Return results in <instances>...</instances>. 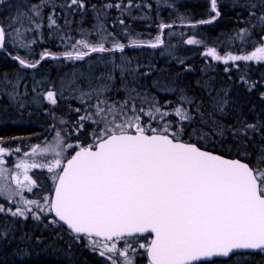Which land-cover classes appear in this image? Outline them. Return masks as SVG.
I'll list each match as a JSON object with an SVG mask.
<instances>
[{
  "label": "snow or ice",
  "instance_id": "obj_1",
  "mask_svg": "<svg viewBox=\"0 0 264 264\" xmlns=\"http://www.w3.org/2000/svg\"><path fill=\"white\" fill-rule=\"evenodd\" d=\"M51 2L39 0L31 4L27 12H17L7 27L0 24V50H5L9 38L20 48H29L35 43V40L25 42V34L39 31L42 12ZM2 3L4 0H0ZM74 5L85 8L83 0H70L67 6ZM247 7L251 27L264 30V0ZM258 7L259 15L252 11ZM209 13L210 18L199 23L211 24L221 15L218 0H209ZM253 17L255 22L251 21ZM48 22L49 28L57 26L54 15L48 16ZM159 27L162 33L172 25L160 24ZM243 32L246 34L249 29L245 28ZM76 43L81 48L73 46V50L65 51L62 57L45 50L34 61L20 55H14L12 59L21 68L36 69L46 59L80 61L92 53H123L126 47L119 42L105 47L103 41L93 45L83 39ZM162 43L161 36L157 35L146 45L132 40L127 46L157 48ZM186 43L199 42L189 38ZM204 55L223 60L225 64L229 60L264 61V46L244 56L222 57L215 48H208ZM116 69L121 74L119 89L115 88ZM126 71V67L115 65L113 71L98 76L95 85L89 84L87 91L80 90L79 86L75 89L79 91L77 98L86 103L85 114L80 115L78 121H90L96 126L92 144H67L65 150H78L66 160L63 151L53 149L54 158L51 160L44 163L21 161L16 165L23 170V181L18 176L12 179L17 188L26 186L28 191L35 187V182L28 176L29 168H47L55 185L54 198L45 196V203L41 204L39 200L25 199L18 191L0 187V196L12 203H16L13 197L19 196L23 205L15 210L0 205V213L10 212L12 217L23 219H28L27 214L32 213V219L40 220V215L29 207L35 205L41 213L54 215L56 219L51 223L62 222L77 242L86 241L93 251L99 250V255L106 257L111 264H118V258H122L119 264H134L129 249L133 246L132 238L138 236L151 237L147 244L139 243V248L147 253L149 264H232L233 261L246 264L244 253L264 255V121L248 122L242 111L234 107V123L222 122L220 118L229 115L227 91L216 95L209 93V111L196 105L204 127L194 129V135L202 140L230 137L244 149L239 153L244 159L225 158L203 150L196 143L182 140L183 127L174 130L166 124L161 131L151 125L146 127L144 115L152 120L155 119L154 112L161 117L168 113L161 112L155 105L148 111L142 106L137 107L140 94L124 80ZM18 84V80L13 83L7 76L0 80V88L5 90L3 95L23 108L25 101L18 92ZM9 87L11 91H6ZM253 87L250 85L248 91ZM121 90L125 94L122 100H113L107 95ZM33 92L53 107L58 103V95L63 96L62 91L58 93L51 89L40 93L34 88ZM260 98L264 100V93ZM184 102L193 103L188 99ZM75 111L79 113L81 109ZM238 111L239 115L236 114ZM175 113L181 121H194V117L181 108ZM53 118H56L54 114ZM59 123L63 125L67 121L60 118ZM79 127L82 129L83 123ZM254 136H258L259 141ZM55 137L57 147L64 144L59 129ZM249 143L256 148L254 153L247 150ZM48 151L49 148L36 145L26 155L38 152L45 155ZM5 152L0 148V156ZM3 163L4 160L0 159V165ZM6 171L0 169V176ZM24 181L28 182L27 185ZM101 239L106 241L102 250ZM119 241H123L125 247L118 248Z\"/></svg>",
  "mask_w": 264,
  "mask_h": 264
},
{
  "label": "trees",
  "instance_id": "obj_2",
  "mask_svg": "<svg viewBox=\"0 0 264 264\" xmlns=\"http://www.w3.org/2000/svg\"><path fill=\"white\" fill-rule=\"evenodd\" d=\"M38 2L39 0H4V3L0 4V24L7 27L17 12H27L31 4ZM69 2L70 0H52L51 4L44 8L42 27L39 31H29L25 34V42L35 40L29 48L11 46L9 38L4 52L0 53V80L5 76L13 83L18 80V88L28 91L30 85L27 81L30 79L17 77L20 72L25 74L32 71L42 72L47 75L46 80L49 82L51 79H57L62 70L58 71L53 64L60 60L46 59L34 70L22 68L21 71L19 64L11 57L20 55L29 58L33 55L32 59L35 60L45 50L62 57L64 42L76 35L86 34L95 28L94 24L97 21L102 22L101 28L96 31L94 29L91 36L101 40L104 37L102 41L105 47H110V42L112 40L115 42L116 39L119 43L126 42L125 36L135 33L134 30L151 36L154 30L152 28L160 22L172 25L170 31H177L184 24H193L195 26L184 28L189 27V35L199 43L187 49L180 41H169L170 47H175V52L167 57V62L152 56L148 48L141 46L136 50L125 48L123 53H92L90 59L97 61L89 78L97 81L96 78L101 74L113 71L115 65L126 67L128 71L124 74V80L140 94L136 101L137 107L142 106L148 111L153 110L152 105H155L161 112H167L165 120L174 130L184 128L181 139L186 142L196 143L203 150L226 158L244 159L239 155L244 149L230 137L225 140L218 137L202 140L193 134V130L204 127L200 123V113L196 105L209 111L207 103L209 93L212 95L225 91L228 93L229 115L220 118L217 114V118L222 122L234 123L235 117L232 115L234 107L242 111L248 122L264 121V100L260 98L261 93H264V68L261 65H245L244 60L217 65L201 57V53L206 52L208 48H215L219 55L227 53L234 56H243L255 51L261 43L264 30L251 27L247 6L250 3H258V0H218L221 15L211 24L199 23L210 18L209 0H83L85 4L83 9L75 5L69 8L67 6ZM117 4L120 5L119 8L116 7ZM252 11L260 14L259 7ZM49 15H54L56 27H48ZM251 21L255 22V18H251ZM129 24L130 27H127ZM245 28L249 29L246 34L243 32ZM84 81L83 77L81 82ZM250 85L254 87L248 91ZM115 88H121V74L118 69L115 70ZM9 89L10 87L6 91ZM4 91L0 88V145L3 148H12L18 144L36 143L38 132L41 131L37 125L46 123L44 115L37 109L20 108L11 104L8 97L3 95ZM116 94L122 99L125 95L122 90L107 93L110 98ZM186 99L193 103H185ZM70 104L72 107L86 105L77 102ZM63 107L69 109V106ZM177 108L189 112L194 121H181L175 113ZM70 113L67 114V118ZM236 114L239 115L240 112ZM162 118L160 116V119ZM27 120L28 122H25ZM154 120L143 116V122L151 123ZM77 123L83 122L77 119ZM254 139L259 141L258 136H254ZM247 150L254 153L256 148L249 143ZM54 225L61 234L58 238L47 235L46 232L39 233V226L35 228L30 220L24 223L19 221L11 223L0 214V264H103L61 227ZM138 239L146 241L148 238Z\"/></svg>",
  "mask_w": 264,
  "mask_h": 264
},
{
  "label": "rangeland",
  "instance_id": "obj_3",
  "mask_svg": "<svg viewBox=\"0 0 264 264\" xmlns=\"http://www.w3.org/2000/svg\"><path fill=\"white\" fill-rule=\"evenodd\" d=\"M97 22L94 24L95 28L91 29L90 31H87L86 34L76 35L73 38H71L69 41L64 42V45H63L64 49L62 52L72 51L73 46H75L76 48H81V46L77 44L76 42L82 39L86 40L87 42L93 45L102 42L104 37L101 40V39H96L93 36H91V34L94 33L93 32L94 29L96 31L97 29L101 28L102 22L101 21H99L98 23ZM160 24H163V23L160 22L156 25L155 28H152L154 30H153V35L151 36L148 33L136 32L135 30H134L135 33L125 36L124 38L126 39L125 40L126 42H124V44L126 45L125 48L136 50L138 49V47L127 46L130 44L132 40H136L137 42H140V43H149V42L154 41L157 35H160L163 43L157 48H148V49L152 56H155L167 62V57H170L175 52V47H170L171 45L169 41H172V40L176 42L180 41V44H182L187 49L193 46V44L189 45L186 43L187 39L189 38L194 39L193 36L189 35L188 33V30L190 29L189 27L184 28V26L179 25L181 29L177 31H170L172 30L170 29L171 28L170 27V28H165L163 32L161 33V30L159 27ZM127 27H130V24L127 25ZM116 42H118L117 39L115 40V42L114 40H112V42H110L111 43L110 47H112V45ZM10 44L11 46L16 47V45H14L12 40ZM261 46H264V39H261V43L258 47H261ZM81 50L86 51V49H81ZM252 52L248 54H244V55H250ZM204 53L205 51L201 53V57L206 58L207 60L217 65L225 64L223 62L221 63V61H217L213 59L210 56H205ZM91 55L92 54L86 56L83 60H80V61H70V60L61 58L59 59L60 61L54 62L53 66L57 68L58 71L62 70V72H67V73L61 72L58 75V78L55 77L57 79L55 78H54L55 80L51 79L50 82L46 80L47 75L42 74V72L32 71L29 74L27 73L25 74L24 72L19 73L17 77L19 78L27 77L30 79L29 81H27L29 82L30 90L25 91V90H22L21 88H18V92L21 94V96L23 97L25 101L24 107H30L34 110L37 109L39 113L44 115L46 123L37 125L41 129V131L38 133V136H37L38 138L36 139V143L34 144L33 143H23V144H18L12 148H4L6 150L5 155L0 156V159L4 160V163L0 165V169H6L7 171L4 172L2 176H0V187H6L13 192L18 191L20 195L25 197V199L39 200L41 204H44L45 203L44 197L47 196L50 199L51 191L54 185L53 180L51 178L52 173H49L47 168H40V167L29 168L28 176L32 179V181L35 182V187H32L31 191H28V187L26 186L22 188H17L16 181L12 179L13 176H18L19 179L23 181V170L16 168V165L20 163L21 161H25L29 163H32V162L44 163L48 160H51L54 158L53 149L55 151H63V159L65 160L75 149V148H69L65 150V146L67 144L83 145V144L93 143V132L96 126L92 124L90 121H83L84 127L82 129L80 128L81 131H77V130L75 132L70 131L71 128H75L77 125H80L79 123H77V119L80 115L85 114V107H86L85 104H84V107L82 106L72 107L71 106L70 104L71 102L82 103L80 99L77 98L79 96V91L75 90L76 87L79 86L80 90L87 91L89 84L95 85L97 83V81H93L91 80V78H89L90 72L93 71V69L91 68L96 66L95 62L97 61L95 59L94 60L90 59ZM228 55H232V54L226 53L220 56L226 57ZM32 57L33 55H30V57L27 59H29L30 61H34ZM37 59H39V56L37 57ZM243 64L261 65L264 68V61L251 60V61H245V63ZM20 70L22 71V68ZM29 70H34V69H29ZM83 77L85 81L81 82V79ZM34 88L37 90V92H40V93H44L49 89L57 91L58 93L62 91L63 96L61 97L58 95V103L55 107H53L48 102L44 101L42 96H37L36 92H33ZM9 91H11V88L9 89ZM117 94L113 98L111 97V99L122 100V97L121 96L118 97ZM9 102L13 105H16V106L18 105V103L16 102H12L10 100ZM88 103L90 104L92 103V101H88ZM63 105L69 106V109H65ZM76 108H80L81 112L79 113L76 112L75 111ZM69 112L71 113L69 115V118H67V114ZM53 114L56 117L55 119L53 118ZM154 116H155V120L152 121L151 123L144 122L146 127L148 125H151V127H154L158 131H161L162 128L166 124L170 125L169 122L165 120L166 119L165 116H163V118L160 119V116L155 114V112H154ZM60 118H63L64 120H66L67 123L61 125L59 123ZM25 122H28V120ZM53 125H55V127H53ZM58 129L61 131V136L64 140V144L60 145L59 147H57L56 145V137H55L56 130ZM36 145H40L41 148H46V147L49 148L48 153L45 155H40L38 152L35 155H26V153H31L32 148ZM0 148H3V147L0 145ZM17 148L20 149L19 152L16 151ZM27 183H28L27 181H24L25 185H27ZM13 199L16 201V203H12L8 199H6V197L0 196V205L4 206L6 209H11V210H15L17 206L23 207L22 202H20L19 196H14ZM29 207L33 209L34 213L40 215L41 217L40 220L32 219V213L27 214L28 219H23L20 217H12L10 212L0 213V214L4 219L6 218L7 220L11 221V223H13L14 221H19V222L24 223L25 221L30 220L32 222V225L35 228L39 226V230H40L39 233L46 232L47 235L55 236L56 238H58V235H61L60 231L55 227V225L51 223L53 219L51 218L50 213L48 214L41 213L40 210L36 208L35 205H29ZM45 212H47L46 207H45ZM132 239H133V246L132 248L129 249V255L132 256L134 260V264H148L145 258V250L139 248V243L147 244L148 240L143 241L138 238H132ZM78 243L79 245L82 246V248L88 250L89 252L93 253L96 257H98L103 262V264H111L110 260L106 259V257H102L99 255V250L93 251L91 247L88 246L86 241L80 240ZM100 243H101V250H102V245L106 242H100ZM107 243L111 244L112 242H107ZM117 247L118 248L125 247L124 242L123 241L117 242ZM107 255L108 254L106 253V256ZM246 257H247V262H246L247 264H264V255L260 254L259 256L255 257V259L253 260L249 259L248 258L249 256H246ZM120 259L122 258H118V264H119ZM232 264H235V262L233 261Z\"/></svg>",
  "mask_w": 264,
  "mask_h": 264
},
{
  "label": "water",
  "instance_id": "obj_4",
  "mask_svg": "<svg viewBox=\"0 0 264 264\" xmlns=\"http://www.w3.org/2000/svg\"><path fill=\"white\" fill-rule=\"evenodd\" d=\"M144 45H146V44H144ZM144 47H147V46H144ZM148 48H151V47H148ZM2 52H4V50H0V53H2ZM222 62H223V60H221ZM17 62V61H16ZM18 63V62H17ZM78 150V149H77ZM76 151V150H75ZM75 151H73L72 152V154L71 155H73L74 154V152ZM215 154V153H214ZM70 155V156H71ZM70 156L68 157V158H70ZM226 158V157H225ZM54 188H55V185L53 186V189H52V192H51V196H50V199H53L54 198V196H55V191H54ZM51 214V213H50ZM51 216H52V218L53 219H56L55 217H54V215L53 214H51ZM61 228H63L67 233H69V230L67 229V227L65 226V225H63L62 224V222H60V223H57ZM70 234V233H69ZM147 235V234H146ZM72 236V235H71ZM73 237V236H72ZM138 237H145V236H138ZM134 238H136V237H134ZM149 239H151V237L149 236ZM101 241H103L102 239H101ZM104 242H106V241H104ZM244 254H257V253H244ZM145 256H146V260H147V262L149 263V260H148V256H147V253L145 252Z\"/></svg>",
  "mask_w": 264,
  "mask_h": 264
},
{
  "label": "flooded vegetation",
  "instance_id": "obj_5",
  "mask_svg": "<svg viewBox=\"0 0 264 264\" xmlns=\"http://www.w3.org/2000/svg\"><path fill=\"white\" fill-rule=\"evenodd\" d=\"M185 25H186V26H193V24H185ZM233 62H235V61H232L231 63H233ZM76 130H77V131H81L79 125H77L75 128H71V129H70L71 132H75ZM86 145H89V144H83V145H81V146H86ZM74 150H75V149H74ZM74 150H73V151H74ZM73 151H72V152H73ZM244 255L249 256L248 258L253 260V259H255V257L259 256L260 254L257 253V254H244Z\"/></svg>",
  "mask_w": 264,
  "mask_h": 264
},
{
  "label": "bare ground",
  "instance_id": "obj_6",
  "mask_svg": "<svg viewBox=\"0 0 264 264\" xmlns=\"http://www.w3.org/2000/svg\"><path fill=\"white\" fill-rule=\"evenodd\" d=\"M105 62V61H104ZM107 62V61H106ZM101 65V64H100ZM108 66V65H107ZM100 67H102V66H100ZM104 68V67H103ZM91 69H93V68H91ZM107 70V69H106ZM84 71V70H83ZM91 71V70H90ZM103 71H105L104 69H103ZM94 72H96V71H94ZM99 72V71H98ZM91 73V72H90ZM217 74H219V73H217ZM137 75V74H136ZM244 75V74H243ZM79 76H80V74H79ZM91 76V75H90ZM95 76V75H94ZM229 76V75H228ZM197 77V76H196ZM206 77V76H205ZM212 78V77H211ZM200 79V78H199ZM153 81V80H152ZM204 82V81H203ZM236 83H238V82H236ZM205 84V83H204ZM233 86H235V85H233ZM203 87V86H202ZM209 88V87H208ZM241 88V87H240ZM194 89V88H193ZM211 89V88H210ZM242 89V88H241ZM208 90V89H207ZM209 91V90H208ZM212 91V90H211ZM228 91H230V89L228 90ZM219 92V91H218ZM238 92V91H237ZM259 94V93H258ZM25 95H26V93H25ZM6 96V95H5ZM29 96V95H28ZM207 96V95H206ZM208 98V97H207ZM255 99V98H254ZM39 100H40V98H39ZM31 104V103H30ZM206 105V104H205ZM4 117V116H3ZM2 118V117H1ZM5 120V119H4ZM29 120V119H28ZM1 122V121H0ZM3 123V122H2ZM46 129V128H45ZM39 133V132H38Z\"/></svg>",
  "mask_w": 264,
  "mask_h": 264
}]
</instances>
